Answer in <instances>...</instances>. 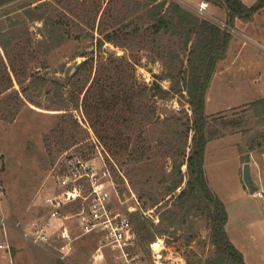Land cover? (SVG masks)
<instances>
[{
    "label": "rangeland",
    "instance_id": "obj_1",
    "mask_svg": "<svg viewBox=\"0 0 264 264\" xmlns=\"http://www.w3.org/2000/svg\"><path fill=\"white\" fill-rule=\"evenodd\" d=\"M24 1L27 0H12L10 5H5L13 20L25 18L22 9H15ZM43 1L31 2L33 7L45 8L46 17L50 16L49 19L58 22L51 42L55 47L51 51L44 53L37 45L38 40L44 38L42 32L47 28L46 19H27L0 31V57L5 62L9 58L12 60L0 69V188L3 192H0V255L7 254L6 259L0 258V264H131V257L135 253L140 254L142 264H153L151 242L142 243L138 238L126 258L110 245L103 246L102 253L98 252L100 240L94 234L81 236L76 242V252L69 260H62L53 246L35 244L22 237L24 228H30L47 217L43 198L52 191L56 176L65 170V156L74 152L86 153L89 158L101 155L100 159H95L105 163L110 171L108 187L112 191V204L117 210L130 214L145 205L144 210L154 215L156 225H168L170 215L167 208L172 205H166L164 201L174 195V182L183 179L175 165L185 160L182 152H189L191 143L187 121L192 112L187 93L172 92L167 98L149 95L144 98L146 108L143 112H123L131 121L132 139L127 151L115 154L98 140L92 128L87 127V116L83 110H79L83 91H79L78 96L75 92L73 98L67 100L68 105L64 109L50 98L53 94V90H47L50 85L41 95L34 87H29L33 79L29 74L46 73L48 77L55 76L64 81L83 60L96 58L99 54L95 49L98 38L104 39L106 33L116 28L129 31L134 24L141 22V12L138 10L140 2L144 0ZM178 1L198 13L196 1ZM214 5L206 9L207 14L200 15L224 27L223 19L226 17L223 13L216 14L218 12L213 11ZM219 6L224 7L222 4ZM6 15L0 16V24ZM8 25L9 22H6ZM235 26L230 27V31L237 38L244 37L247 46L252 48L245 52V56H250L252 50H256L255 56L262 64L258 69L264 75V12L254 22ZM15 33L19 36L13 37ZM148 33L144 45L137 42V45L128 46L127 43V46H121L106 41L99 50L100 57L108 61L111 55L124 56L131 62L135 61L138 84L151 85L158 80L164 88L170 89L173 78L169 75L172 73L179 77L181 60L186 59L187 52L181 50L183 43L178 36L165 32L157 35ZM154 37L157 41L153 40ZM29 38H32L31 43L28 42ZM8 42L11 43L6 55L2 45ZM17 44L20 45L18 49ZM172 63L174 68H171ZM222 72L217 73V80L213 83L215 89L207 91L206 104L209 99V111L225 108L207 114L209 129L217 128L219 133L212 138L227 137L210 142L208 173L222 182L225 175H232L231 190L222 191L220 185L218 194L228 200L232 213L246 209L247 215L257 217L262 199L243 187L244 167L241 172L236 145L240 142V152L246 155L250 144L262 142V146L256 148L264 151V115L257 114L254 107H249L250 103L235 106L246 98L257 96L250 94L252 90L244 91L245 88L239 84L235 89L221 86V83L225 84L218 81H223ZM76 88L71 78L67 80L66 96ZM142 103L138 102L137 105ZM62 117L66 118L64 122L60 121ZM232 119L239 124L230 125L229 120ZM73 120L78 123L75 124ZM60 126L64 127L63 132L58 130ZM53 130L56 133H52ZM219 159L221 163H216ZM185 169L186 164H183L182 171ZM185 183L183 180L182 186ZM70 223L74 231L78 232L75 223ZM173 231L174 228L170 227L166 233L157 235L156 239L164 237L168 247L176 248L183 254L186 263L189 258L192 264L200 259L202 264H206L214 254L215 246L209 236L210 221L205 215H190L176 233ZM188 236H192L189 244L186 239Z\"/></svg>",
    "mask_w": 264,
    "mask_h": 264
},
{
    "label": "trees",
    "instance_id": "obj_2",
    "mask_svg": "<svg viewBox=\"0 0 264 264\" xmlns=\"http://www.w3.org/2000/svg\"><path fill=\"white\" fill-rule=\"evenodd\" d=\"M11 1L0 0V11L3 12L0 13V16L7 14L2 18L0 31L6 27L21 24L27 19H46L47 28L42 32L44 38L38 40L37 45L44 53L51 51L55 47V44L51 42L53 33L58 29V22L49 19L50 16L46 17L45 8L33 7V3L28 0L19 3L15 8L22 9L25 18L13 20L12 15L9 14L10 10L5 8V5H10ZM208 1L222 4L227 9L226 26L222 27L201 16L194 9L183 5L178 0H144L140 2L138 10L141 12V22L134 24L129 31L116 28L112 32L106 33L104 39L98 38L95 49L99 54L96 58L88 57L83 60L64 81L55 76L48 77L46 73L29 74L33 77L29 87H34L38 95H41L46 86L50 85L47 86L49 92L53 90L50 98L64 109L68 105L66 104L67 100H71L75 92L78 96L79 91H83L84 97L79 110H83L87 116V127L92 128L98 140L106 144L115 154L127 151L132 139L130 136L131 121L129 116H125L123 112L135 110L143 112L146 108L144 98L149 95L156 98H167L172 92L187 93V100L192 112L187 121L188 130L191 133V143L189 152H182L185 155V160L174 164L183 179L174 182L172 187L174 195L171 196V199L168 198L164 201V204L172 205L167 208L170 215L169 224L166 226L156 225L154 215L147 214L143 208L145 205H142L139 210L130 213L136 239L138 238L142 243H150L156 239L157 235L166 233L170 227H173V233H176V230L187 221L190 215L203 214L210 221V242L215 246L214 254L208 258L206 264H247L243 252L233 243L227 232L226 224L229 214L226 204L212 190L205 172L207 143L210 138L219 134L217 128L209 129L210 120L206 112V97L218 62L226 56L230 47L233 38L230 27H235L237 19L246 22L253 21L256 14L264 8V0H256L251 5L243 0ZM6 22H9L8 26H6ZM148 32L154 35L165 32L175 37L178 36L183 43L181 50L187 52L186 59L181 60L182 64L178 70L179 77L177 74V76L172 73L169 75L173 78L170 89L164 88L158 80L153 81L151 85L138 84L135 78L137 64L135 61L131 62L124 56L111 55L108 61H104L100 57L99 50L104 42L109 41L121 46H127V43L128 46L137 45V42L143 43L145 38H148ZM17 36H19L18 33H15L13 37ZM153 40L157 41L155 37ZM28 42L31 43L32 38H29ZM10 43L2 45L6 55L9 53ZM19 44L16 45L17 49L20 48ZM157 56L161 57L159 54ZM11 61L9 58V61L5 62L4 58L0 57V69ZM174 67L175 65L172 63L171 68ZM70 78L77 88L71 91L69 96H66V84ZM138 102L143 103L137 105ZM249 107H254L257 114L264 115V97L250 102ZM63 119L66 120L65 117H62L60 121ZM73 122L78 123L75 120ZM229 124L235 126L239 122L232 119L229 120ZM75 126L78 127V125ZM63 128L60 126L58 130L63 132ZM52 133H56L55 130ZM257 146H262V142L250 144L248 151ZM247 157L249 158V153L243 157L244 161L249 160L246 159ZM183 164H186L185 171H182ZM183 180L186 182L184 186H182ZM191 238L192 236L186 238L188 244ZM186 264H192L189 258H187ZM195 264H202V259Z\"/></svg>",
    "mask_w": 264,
    "mask_h": 264
},
{
    "label": "built area",
    "instance_id": "obj_3",
    "mask_svg": "<svg viewBox=\"0 0 264 264\" xmlns=\"http://www.w3.org/2000/svg\"><path fill=\"white\" fill-rule=\"evenodd\" d=\"M208 4L201 2L198 13L207 14ZM99 155L89 158L86 153L74 152L65 156V170L56 176L52 191L43 198L47 217L23 229L22 237L26 241L53 246L60 259L69 260L76 252V240L94 234L100 240L98 252L110 245L122 257L130 255V248L136 244L133 220L129 213L117 210L112 204V191L108 187L110 171L105 163L96 160L100 159ZM0 192L3 193L1 188ZM252 194L264 198V185H256ZM72 221L78 232L74 231ZM151 246L153 264H186L183 254L168 247L164 237H157ZM131 264H142L139 253L131 257Z\"/></svg>",
    "mask_w": 264,
    "mask_h": 264
},
{
    "label": "crops",
    "instance_id": "obj_4",
    "mask_svg": "<svg viewBox=\"0 0 264 264\" xmlns=\"http://www.w3.org/2000/svg\"><path fill=\"white\" fill-rule=\"evenodd\" d=\"M32 1V0H29ZM191 1V0H190ZM197 2V6L201 4L203 1L208 0H194ZM248 5L253 4L256 0H250L246 1L243 0ZM209 4L207 6V10L211 5H214L213 2L208 1ZM213 11L219 13H223L224 16L227 18V9L223 6L214 5ZM264 12V8L258 12L255 16V19L253 21H243L241 19H237L235 24H242L245 25L246 23L254 22L256 21V18ZM210 13V12H209ZM213 15V14H212ZM223 19V23H226ZM236 27V26H235ZM237 30V28H236ZM245 35V34H244ZM247 36V35H246ZM264 36V35H263ZM245 42L244 37H235L233 36L230 47L228 49V52L226 56L221 59L218 62V66L216 68V71L213 75L211 84L209 86V90L212 88V90L215 89L214 87V81L217 80V73L222 72V80H218L221 82H224L225 84L221 83V86H226L230 89L238 88V84L241 86V88H245L244 91H251L250 93L252 98H246L242 103H238L235 106L242 105L244 103H250L254 100H257L259 98L264 97V75L263 73L258 69L259 66H261V61L258 59L256 55V50H252V54L250 56H245V52H248V50H251L252 48H249ZM253 55V56H252ZM252 56V57H251ZM221 63H223V68L221 67ZM220 86V87H221ZM208 102L206 104V110H208ZM225 108H218L212 111L222 110ZM212 111H207L208 114H210ZM229 136V135H228ZM227 135L221 136V137H215L210 138L207 146H206V152H205V171L206 175L209 181V185L211 186L212 190L225 202L229 218L228 222L226 224L227 232L233 241V243L243 252L245 260L247 264H264V198H261L260 205L258 206V211L256 212L257 217H250L246 214L247 210L243 212H231L228 204V200L224 197H221L218 192V187L221 185L222 191H229L232 188V175H225L224 182L222 180L215 179V176H211L208 173V147L211 141L214 139H225ZM239 143H237V158L240 163L239 170L242 172L244 164L248 162L250 164V170H251V176L252 180L254 181L255 186L259 184L264 185V151H261L260 149H253L251 151H247V154L249 153V159L248 161H244L243 158L245 155L240 152ZM218 158V157H217ZM216 163H221L220 159ZM217 165V164H216ZM244 175V173H242ZM243 184V183H242ZM243 187L248 191V187L244 181ZM241 188V186H240ZM240 190L237 191V194ZM251 193V192H250ZM252 194V193H251ZM253 195V194H252ZM254 196V195H253ZM233 196H230V198H233ZM260 198V197H258ZM262 216V218H260ZM54 222V220H53ZM55 223V222H54ZM262 236H261V235ZM83 237V236H82ZM77 242V240H76ZM77 250V245H76ZM7 254L1 253V257H6ZM256 257V258H254ZM6 259V258H5Z\"/></svg>",
    "mask_w": 264,
    "mask_h": 264
},
{
    "label": "water",
    "instance_id": "obj_5",
    "mask_svg": "<svg viewBox=\"0 0 264 264\" xmlns=\"http://www.w3.org/2000/svg\"><path fill=\"white\" fill-rule=\"evenodd\" d=\"M243 173H244V181H245L249 191L251 193L254 192L256 189V186L254 184V181L252 180L250 164L248 162H246L244 165Z\"/></svg>",
    "mask_w": 264,
    "mask_h": 264
}]
</instances>
